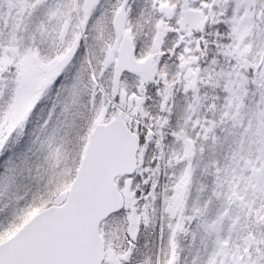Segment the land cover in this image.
Returning <instances> with one entry per match:
<instances>
[{"label": "rangeland", "instance_id": "374dc122", "mask_svg": "<svg viewBox=\"0 0 264 264\" xmlns=\"http://www.w3.org/2000/svg\"><path fill=\"white\" fill-rule=\"evenodd\" d=\"M260 4L264 0H101L85 16L84 0H0V146L7 142L11 154L0 176V242L64 200L91 129L119 114L140 145L128 185L116 180L125 209L100 224L103 264H125L127 221L133 234L142 228L132 264H138L134 258L172 264L175 252L182 264H264ZM120 8L123 35L146 74L124 76L115 88L112 21ZM207 27L210 35L220 29L214 37L230 44L219 51L237 56V63L212 74L216 93L206 97L197 82ZM25 71L41 84L35 96L21 82ZM248 79L257 92L253 100L242 94ZM212 101L222 124L205 138L206 118H214L205 104ZM157 175L160 183L153 181ZM185 215L195 222L184 235L174 229ZM185 236L190 246L181 244Z\"/></svg>", "mask_w": 264, "mask_h": 264}, {"label": "water", "instance_id": "95a60500", "mask_svg": "<svg viewBox=\"0 0 264 264\" xmlns=\"http://www.w3.org/2000/svg\"><path fill=\"white\" fill-rule=\"evenodd\" d=\"M99 2L85 0V16ZM123 18L120 9L112 21L114 34L121 39L113 68L115 87L123 73L145 72L135 60L131 39L122 37ZM25 81L34 92L41 89L34 79ZM138 150L139 138L121 115L95 125L64 202L35 214L1 243L0 264H102L105 253L99 225L122 210L124 201L115 181L135 173Z\"/></svg>", "mask_w": 264, "mask_h": 264}, {"label": "trees", "instance_id": "16d2710c", "mask_svg": "<svg viewBox=\"0 0 264 264\" xmlns=\"http://www.w3.org/2000/svg\"><path fill=\"white\" fill-rule=\"evenodd\" d=\"M251 9V8H250ZM264 9V5L260 4L258 7L255 8V11L258 12H263L262 10ZM222 31V30H221ZM227 32V31H226ZM219 34H221L220 29L216 28V29H212V35H210V28L207 27L205 34L203 35L204 41L205 38L209 36L208 39H206V42L203 41L202 44V48H200L201 51H199L200 53L204 54V57L202 58V63L199 66V80L197 82V86L199 91L203 92L202 89H204L205 94L203 96H210L211 94L216 93V91L213 90V88L210 87V84L213 83L212 82V74L216 73V71H220L223 66L230 64V65H234V63H237V56L235 55H231L233 57V59H231L232 57H226V55L228 54H222L219 50H221L220 47L221 45H224L225 47H228L229 44L227 43V40H218L216 39L217 37L219 38ZM215 35L216 38L214 37ZM227 38H229V36H227ZM216 39V40H215ZM215 41V42H214ZM225 50L227 52L230 53V51H233L231 49H226ZM225 63V65H223ZM246 70V69H244ZM247 71V70H246ZM250 79L245 80L244 83H242L243 85V98L247 99L248 97L253 99L257 98V92L255 91V89L252 87L251 81L249 82ZM205 84V85H204ZM213 92V93H212ZM210 94V95H209ZM200 96H202V94L200 93ZM214 101V100H213ZM213 101L211 102L210 105H212ZM224 101V100H223ZM201 103V102H200ZM202 104V103H201ZM205 108H206V112L208 115L214 116V118H206L207 121V126L206 128L204 127V133H203V137L207 138L209 136L211 131V128L217 127L219 125L222 124V121L220 120V118H216L219 115V111L212 105V106H207L205 104ZM158 134H160L163 137V132L158 131ZM164 139V138H163ZM156 179H153V177H151L150 179H153V181L155 182H159L160 183V175H157L155 177ZM144 205V204H143ZM146 207V206H144ZM143 207V208H144ZM142 208V210H143ZM169 214V213H168ZM193 216L190 215H185L184 216V220L183 223L181 224L182 226L180 227L181 230L183 231H191L193 232L192 228V222H195L192 218ZM191 227V229L189 227ZM182 237V236H181ZM185 241V239H183ZM180 257H182V255L179 253L176 254V260L172 263V264H182V262L180 261Z\"/></svg>", "mask_w": 264, "mask_h": 264}, {"label": "flooded vegetation", "instance_id": "af4514ba", "mask_svg": "<svg viewBox=\"0 0 264 264\" xmlns=\"http://www.w3.org/2000/svg\"><path fill=\"white\" fill-rule=\"evenodd\" d=\"M14 41H15V44H16V46L18 45V41H19V39H18V35H16L15 36V38H14ZM116 42L118 43V41H117V39H116ZM16 52V51H15ZM17 61L15 60V64L18 66V64L16 63ZM14 69L15 70H18V67H15L14 66ZM13 71V70H12ZM113 71V70H112ZM25 73V75H23ZM23 74H22V76H20V79H21V82H22V84L24 83V85H26V83H25V81L24 80H26L27 78L28 79H35L36 81H37V79L32 75V74H30V73H28V72H24ZM145 75V74H144ZM144 75H139V77H142V76H144ZM124 76H129V74H123L122 76H121V78H120V80L124 77ZM135 77V76H134ZM136 77H138V76H136ZM120 82V81H119ZM119 85V84H118ZM118 85H117V87H118ZM117 87H115V88H117ZM26 88L29 90V93H31V95H37L39 92H37V93H35V92H33L31 89H29L27 86H26ZM182 223H183V220H182ZM181 223V224H182ZM180 224V222L178 223V225H179V227H175V229L174 230H176V231H180V233H182V234H187V231H183V230H181L180 229V227L182 226ZM126 236H125V245H124V247H126V251H127V253H126V255L124 256V263L125 264H132V262L130 261V256H131V254H130V252H131V250L132 249H138L139 248V235H140V233H141V229L142 228H140V226L139 227H137V234H135V235H133V232H134V229H136L135 228V226L133 227V225L132 224H130V221H127V223H126ZM189 227V226H188ZM190 229H191V227H189ZM138 231H139V234H138ZM189 237L188 236H185V241L180 237V242H181V244H184V247H186V246H190L191 244H188L189 242ZM170 244V243H169ZM175 244H178V242L177 243H175ZM145 250V249H144ZM173 254H175L176 255V252L175 253H173ZM172 257V256H171ZM175 257V256H174ZM105 260H106V254H105ZM134 262H138V264H144L140 259L138 260V259H135L134 258Z\"/></svg>", "mask_w": 264, "mask_h": 264}, {"label": "snow or ice", "instance_id": "6c2138e0", "mask_svg": "<svg viewBox=\"0 0 264 264\" xmlns=\"http://www.w3.org/2000/svg\"><path fill=\"white\" fill-rule=\"evenodd\" d=\"M42 105H34V110ZM10 152L7 149V142L3 146H0V157H3L2 163H0V168H3V172H0V176H4L8 171V165L10 163ZM179 227V225H177ZM135 235V234H133Z\"/></svg>", "mask_w": 264, "mask_h": 264}]
</instances>
